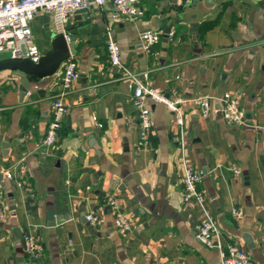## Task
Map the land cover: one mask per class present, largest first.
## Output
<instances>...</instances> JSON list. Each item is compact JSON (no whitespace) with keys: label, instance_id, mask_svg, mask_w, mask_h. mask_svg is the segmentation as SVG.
Instances as JSON below:
<instances>
[{"label":"crops","instance_id":"1","mask_svg":"<svg viewBox=\"0 0 264 264\" xmlns=\"http://www.w3.org/2000/svg\"><path fill=\"white\" fill-rule=\"evenodd\" d=\"M135 6L141 14L133 19L108 22L109 6L67 19L76 77L62 96L67 110L49 146L42 139L63 64L44 82H31L20 101L17 78L0 70V264H220L217 248L193 236L200 208L182 199V157L200 174L197 188L218 243H235L252 264H264V0ZM28 26L40 55L50 51L57 34L51 13L37 10ZM106 26L121 62L144 83L168 99L206 96L210 114L187 104L178 138L174 112L145 97L149 141L136 148L132 90L107 60ZM144 30L160 32L148 52L139 39ZM224 92L238 99L244 123L222 120ZM20 178L25 184L18 186ZM108 195L128 218L124 234L113 225ZM88 212L100 224L90 226ZM27 235L36 240L33 257L24 250Z\"/></svg>","mask_w":264,"mask_h":264},{"label":"built area","instance_id":"2","mask_svg":"<svg viewBox=\"0 0 264 264\" xmlns=\"http://www.w3.org/2000/svg\"><path fill=\"white\" fill-rule=\"evenodd\" d=\"M188 2L189 0H182ZM136 0H0V55L8 59L28 58L36 62L40 56L37 46L32 42L28 21L37 10H45L52 15L53 26L56 33L65 36L64 25L69 17L78 11L90 7L102 9L109 6L106 18L109 21L124 16L133 19L141 14L135 6ZM171 34L170 32L168 33ZM160 37L159 31L144 30L140 32L139 39L144 51L148 52L150 46ZM106 55L110 65L115 66L119 72V78L127 83L132 90V103L137 111L138 131L136 148L145 147L148 144L150 120L149 111L143 106L145 97L153 101L162 102L166 108L174 112V124L178 138L182 136V108L191 104L199 109L202 116H207L212 111L209 99L206 96H196L191 99L174 97L164 98L162 94L155 91L147 83H144L135 72L127 68L120 60L119 47L112 39L106 26ZM62 72L59 80V91L50 105L49 119L46 125L42 143L46 146L53 144L56 133L60 126L63 115L66 113V106L62 102V96L70 88L76 77V62L70 54L62 61ZM219 111L224 123L228 125H239L244 123V113L239 106L236 96L224 92L219 97ZM100 126L99 123H97ZM175 137V138H177ZM180 183L182 199L184 202L192 201L200 208V218L194 226V238L205 247H216L220 264H252L249 255L235 243L221 246L217 241L218 230L214 220L208 214L203 204L202 192L197 188L200 179L198 171L185 159L181 158ZM233 173H238L236 167H231ZM5 176L14 177L13 171H6ZM16 184H25L23 178L16 179ZM105 203L113 216V225L120 234L129 231L130 223L126 215L120 210L117 200L108 195ZM232 213L237 216L239 210L233 209ZM90 226L100 224V218L93 212L84 215ZM25 253L33 257L37 253L36 240L33 236L27 235L23 238Z\"/></svg>","mask_w":264,"mask_h":264},{"label":"water","instance_id":"3","mask_svg":"<svg viewBox=\"0 0 264 264\" xmlns=\"http://www.w3.org/2000/svg\"><path fill=\"white\" fill-rule=\"evenodd\" d=\"M168 27L162 29V35L165 37ZM73 37L69 34L65 36L57 33L53 36L51 49L47 53L40 55L36 62L24 57L19 59L0 60V70L7 69L12 76L18 80V100L20 101L29 89V84L34 82L40 84L52 75L60 66L62 61L68 56V42ZM247 247H252L250 238L242 236Z\"/></svg>","mask_w":264,"mask_h":264}]
</instances>
